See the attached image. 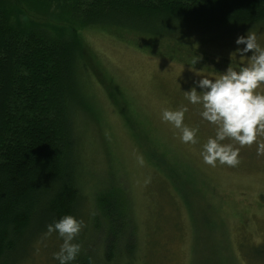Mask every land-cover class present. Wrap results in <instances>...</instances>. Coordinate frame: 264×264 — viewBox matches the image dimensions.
<instances>
[{
    "label": "rangeland",
    "instance_id": "1",
    "mask_svg": "<svg viewBox=\"0 0 264 264\" xmlns=\"http://www.w3.org/2000/svg\"><path fill=\"white\" fill-rule=\"evenodd\" d=\"M248 31L264 46L263 26L231 34L183 29L154 45L123 30L82 32L96 62L85 83L87 110L76 117L84 200L73 264H264V155L255 143L226 140L240 148L239 163L205 164L200 152L215 126L184 93L198 75L225 71L237 36ZM184 106L195 144L182 143L179 130L161 119L163 109ZM118 189L129 200L134 233L119 256L106 249L108 228L97 206ZM33 237L6 264H58L53 253L62 240Z\"/></svg>",
    "mask_w": 264,
    "mask_h": 264
},
{
    "label": "trees",
    "instance_id": "2",
    "mask_svg": "<svg viewBox=\"0 0 264 264\" xmlns=\"http://www.w3.org/2000/svg\"><path fill=\"white\" fill-rule=\"evenodd\" d=\"M257 26L264 27V0H0V264L54 219L81 213L76 117L87 110L96 62L82 32L123 30L154 45L183 29ZM97 206L106 249L119 256L134 243L129 200L118 189Z\"/></svg>",
    "mask_w": 264,
    "mask_h": 264
},
{
    "label": "clouds",
    "instance_id": "3",
    "mask_svg": "<svg viewBox=\"0 0 264 264\" xmlns=\"http://www.w3.org/2000/svg\"><path fill=\"white\" fill-rule=\"evenodd\" d=\"M235 44L225 71L217 76L197 74L200 78L194 86L184 91L190 104L200 106L201 118L215 126V135L207 139L200 152L203 162L212 167L217 163H239L240 148L225 143L226 140L235 141L240 147L255 143L257 154L264 155V141L258 140L264 134V92L258 91L264 86V46L250 31L237 36ZM187 111L186 106L165 108L161 119L179 130L182 143L195 144L197 129L184 124ZM82 228L83 222L70 214L47 225L45 236L55 233L62 240L59 250L53 253L58 264H73L77 259L82 246L75 241Z\"/></svg>",
    "mask_w": 264,
    "mask_h": 264
}]
</instances>
